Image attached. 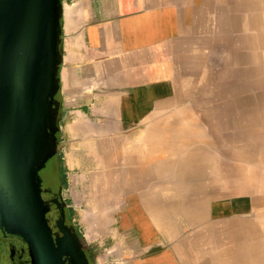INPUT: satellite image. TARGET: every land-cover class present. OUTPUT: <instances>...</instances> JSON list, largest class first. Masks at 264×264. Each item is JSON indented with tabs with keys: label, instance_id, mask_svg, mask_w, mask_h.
Returning <instances> with one entry per match:
<instances>
[{
	"label": "crops",
	"instance_id": "0c3cea01",
	"mask_svg": "<svg viewBox=\"0 0 264 264\" xmlns=\"http://www.w3.org/2000/svg\"><path fill=\"white\" fill-rule=\"evenodd\" d=\"M243 3L62 0L63 196L75 211L88 179L97 187L90 204L108 211L98 223L111 264H225L227 220L249 209L213 201L227 191L212 185V125L224 115L182 93L210 73L205 45L231 40Z\"/></svg>",
	"mask_w": 264,
	"mask_h": 264
},
{
	"label": "water",
	"instance_id": "95a60500",
	"mask_svg": "<svg viewBox=\"0 0 264 264\" xmlns=\"http://www.w3.org/2000/svg\"><path fill=\"white\" fill-rule=\"evenodd\" d=\"M62 0H0V233L31 264H94L59 161Z\"/></svg>",
	"mask_w": 264,
	"mask_h": 264
},
{
	"label": "rangeland",
	"instance_id": "374dc122",
	"mask_svg": "<svg viewBox=\"0 0 264 264\" xmlns=\"http://www.w3.org/2000/svg\"><path fill=\"white\" fill-rule=\"evenodd\" d=\"M243 5V12L238 14L239 17L243 15L242 23L236 31H230L231 40L226 42L225 33L222 32V38H212L208 47L205 45L204 54L210 73L196 82L194 90L182 93L185 94L182 104L212 107L216 112L222 110V125L219 120L212 125L218 126L212 129V185L214 189L226 187L227 191L212 194L213 201L245 202V208L248 207L249 211H240L237 217L227 220L228 239L230 241L231 236L242 229L247 230L252 223L256 224V240L254 238L249 248L263 257L264 0H245ZM236 108H242V111ZM221 115L212 114L213 117ZM225 173L227 178L224 177ZM76 180L70 176L67 184L74 185ZM89 182L90 179L84 187L86 192L81 189L79 197L85 203L78 205L75 211L69 210V217L85 249L96 258L94 264H111L107 226L98 223L109 221L108 211L91 209L92 191L97 187L93 189ZM64 196L69 197L67 192ZM238 237L240 240V234ZM241 241L248 244L243 239ZM263 258L261 264L264 263ZM242 264L247 262L243 261Z\"/></svg>",
	"mask_w": 264,
	"mask_h": 264
},
{
	"label": "bare ground",
	"instance_id": "6f19581e",
	"mask_svg": "<svg viewBox=\"0 0 264 264\" xmlns=\"http://www.w3.org/2000/svg\"><path fill=\"white\" fill-rule=\"evenodd\" d=\"M257 39V38H256ZM170 105V104H169ZM166 106V105H165ZM176 111V110H175ZM183 111V110H182ZM186 112V111H184ZM188 113V112H187ZM179 114V113H178ZM176 115V114H175ZM182 115V114H181ZM179 116V115H178ZM199 116V115H198ZM176 117V116H175ZM191 118V117H190ZM193 118V117H192ZM177 120V119H176ZM183 120V119H182ZM193 120V119H192ZM191 120V121H192ZM195 122V121H194ZM187 126V125H186ZM183 127H185L183 125ZM190 128V127H189ZM198 129V128H197ZM189 132V131H187ZM193 132V131H192ZM191 132V133H192ZM160 137V136H159ZM196 138V137H195ZM165 139H168V138H165ZM163 140V139H162ZM164 142V141H163ZM167 143V142H166ZM188 144V143H187ZM217 144V143H216ZM163 145V144H162ZM192 145V144H191ZM190 143H189V146H191ZM212 146L213 143H212ZM163 147V146H162ZM192 147V146H191ZM159 149V148H158ZM156 150V149H155ZM192 152V151H191ZM184 153V152H183ZM181 156V154H180ZM183 162V161H182ZM158 170V169H157ZM262 170V169H261ZM264 173V172H263ZM162 174V173H161ZM128 178V176H127ZM262 183V182H261ZM105 208V207H104ZM111 209V208H109ZM257 210V209H255ZM105 211V210H104ZM261 212V211H260ZM258 213V212H257ZM95 219V218H94ZM208 222V221H207ZM255 223V222H254ZM255 226L256 224H251L250 227H248V229L245 231L244 229H242V231H238V234L237 235H233L231 236L230 238V241H228V244H227V248H226V251H225V260L224 263L225 264H242L243 261L247 262V264H261V259L264 257V250H261V254L263 257H260L259 254H257L256 250L253 252L251 248H249V246L251 244H253V240L255 238L256 240V233L255 232ZM257 227V226H256ZM96 232V231H95ZM261 232V231H260ZM97 234V233H96ZM240 234V237L241 239H243V241H247L248 244L245 245L241 239L238 240V236ZM259 234V233H258ZM262 234V233H261ZM240 241V242H239ZM264 243V242H263ZM254 246V245H253ZM251 247V246H250ZM254 249V248H253ZM259 249V247H258ZM259 255V257H258ZM259 259V260H258ZM264 259V258H263ZM260 261L258 263V261ZM213 262V261H212ZM223 263V261H222ZM264 264V263H263Z\"/></svg>",
	"mask_w": 264,
	"mask_h": 264
},
{
	"label": "flooded vegetation",
	"instance_id": "af4514ba",
	"mask_svg": "<svg viewBox=\"0 0 264 264\" xmlns=\"http://www.w3.org/2000/svg\"><path fill=\"white\" fill-rule=\"evenodd\" d=\"M0 264H31L27 246L17 238L3 237L0 233Z\"/></svg>",
	"mask_w": 264,
	"mask_h": 264
},
{
	"label": "trees",
	"instance_id": "16d2710c",
	"mask_svg": "<svg viewBox=\"0 0 264 264\" xmlns=\"http://www.w3.org/2000/svg\"><path fill=\"white\" fill-rule=\"evenodd\" d=\"M61 177H62L64 186H66V173H65V170L62 168V163H61Z\"/></svg>",
	"mask_w": 264,
	"mask_h": 264
}]
</instances>
